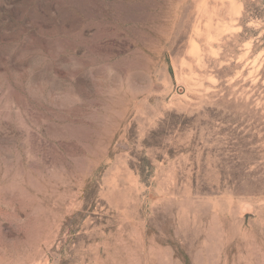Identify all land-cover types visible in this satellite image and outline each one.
Here are the masks:
<instances>
[{
    "label": "rangeland",
    "instance_id": "rangeland-1",
    "mask_svg": "<svg viewBox=\"0 0 264 264\" xmlns=\"http://www.w3.org/2000/svg\"><path fill=\"white\" fill-rule=\"evenodd\" d=\"M0 264H264V0H0Z\"/></svg>",
    "mask_w": 264,
    "mask_h": 264
}]
</instances>
